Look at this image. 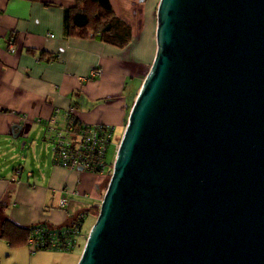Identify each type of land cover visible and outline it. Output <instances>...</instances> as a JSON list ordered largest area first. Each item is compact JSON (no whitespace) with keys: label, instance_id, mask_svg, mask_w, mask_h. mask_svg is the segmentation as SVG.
<instances>
[{"label":"water","instance_id":"95a60500","mask_svg":"<svg viewBox=\"0 0 264 264\" xmlns=\"http://www.w3.org/2000/svg\"><path fill=\"white\" fill-rule=\"evenodd\" d=\"M155 41L77 264H264V0H159Z\"/></svg>","mask_w":264,"mask_h":264},{"label":"crops","instance_id":"0c3cea01","mask_svg":"<svg viewBox=\"0 0 264 264\" xmlns=\"http://www.w3.org/2000/svg\"><path fill=\"white\" fill-rule=\"evenodd\" d=\"M109 1L131 29L124 48L66 34L65 11L77 0H0V223L62 228L80 214L95 218L107 178L56 166L44 124L55 109L73 107L81 123L109 126L120 139L155 55L159 0ZM80 241L69 252L30 254L0 240V264H77Z\"/></svg>","mask_w":264,"mask_h":264},{"label":"built area","instance_id":"2783aa9c","mask_svg":"<svg viewBox=\"0 0 264 264\" xmlns=\"http://www.w3.org/2000/svg\"><path fill=\"white\" fill-rule=\"evenodd\" d=\"M47 36L52 37L49 34ZM44 132L56 166L68 171H85L105 178L110 176L119 146V142H114L111 127L102 124H83L76 118L75 109L70 107L66 110L55 109L44 124ZM109 147H112L113 153L111 161L107 160ZM59 205L66 207L68 199L62 198ZM84 218V214H80L70 227L32 225L25 243L29 253L41 250L71 251L79 240L85 241L86 236L82 234Z\"/></svg>","mask_w":264,"mask_h":264},{"label":"trees","instance_id":"16d2710c","mask_svg":"<svg viewBox=\"0 0 264 264\" xmlns=\"http://www.w3.org/2000/svg\"><path fill=\"white\" fill-rule=\"evenodd\" d=\"M65 30L68 36L95 37L117 48L126 47L132 39L130 26L115 16L109 0H77L75 7L65 11ZM97 212L96 208L92 214L96 217ZM29 235L30 227L20 226L8 218L0 223V240L11 246L25 244Z\"/></svg>","mask_w":264,"mask_h":264},{"label":"rangeland","instance_id":"374dc122","mask_svg":"<svg viewBox=\"0 0 264 264\" xmlns=\"http://www.w3.org/2000/svg\"><path fill=\"white\" fill-rule=\"evenodd\" d=\"M120 133H121V131L114 133V136H113L114 142H119V140H120L119 139ZM17 141L21 144L22 143V138L21 137H18L17 138ZM112 157H113L112 147H109V151L107 153V160L108 161H111L112 160ZM106 178H107L106 181L108 182L110 176H107ZM94 220H95L94 217L93 218L92 217H87V220H85V222H84V228H83V233L86 234V236H87V234H88V232L90 230V227L92 226ZM77 246H79V247L81 246V241L80 240L78 241Z\"/></svg>","mask_w":264,"mask_h":264}]
</instances>
